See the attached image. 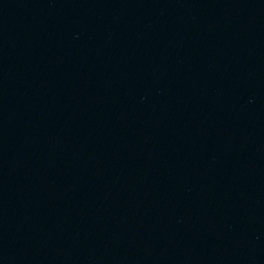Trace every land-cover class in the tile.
Masks as SVG:
<instances>
[{
	"label": "water",
	"instance_id": "water-1",
	"mask_svg": "<svg viewBox=\"0 0 264 264\" xmlns=\"http://www.w3.org/2000/svg\"><path fill=\"white\" fill-rule=\"evenodd\" d=\"M0 264H264V0H0Z\"/></svg>",
	"mask_w": 264,
	"mask_h": 264
}]
</instances>
